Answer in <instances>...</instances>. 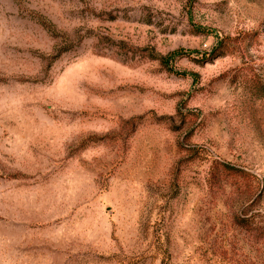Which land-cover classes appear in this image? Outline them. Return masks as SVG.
Segmentation results:
<instances>
[{"label":"rangeland","instance_id":"374dc122","mask_svg":"<svg viewBox=\"0 0 264 264\" xmlns=\"http://www.w3.org/2000/svg\"><path fill=\"white\" fill-rule=\"evenodd\" d=\"M0 264H264V0H0Z\"/></svg>","mask_w":264,"mask_h":264}]
</instances>
